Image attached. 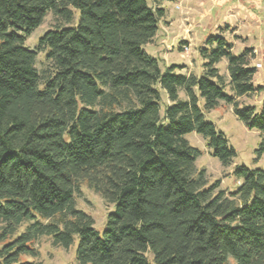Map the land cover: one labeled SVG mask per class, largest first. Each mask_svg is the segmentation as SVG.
<instances>
[{
  "label": "trees",
  "instance_id": "trees-1",
  "mask_svg": "<svg viewBox=\"0 0 264 264\" xmlns=\"http://www.w3.org/2000/svg\"><path fill=\"white\" fill-rule=\"evenodd\" d=\"M162 1L0 0V264H41L22 259L41 236L64 248L78 236L79 264H264V169L236 165L237 189H222L186 137L232 164L205 119L225 101L264 154V99L239 101L264 90L255 49L236 54L219 33L197 47L201 74L162 67L144 49ZM48 13L57 25L26 46ZM82 181L113 205L102 232L76 205Z\"/></svg>",
  "mask_w": 264,
  "mask_h": 264
},
{
  "label": "rangeland",
  "instance_id": "rangeland-1",
  "mask_svg": "<svg viewBox=\"0 0 264 264\" xmlns=\"http://www.w3.org/2000/svg\"><path fill=\"white\" fill-rule=\"evenodd\" d=\"M147 1L151 5L154 4V0ZM161 6L165 8L166 15L160 22V30L169 32L168 42L159 44V46L165 44L164 51L161 50L160 53L157 50V42H161L159 35L151 44L144 45V49L157 57L162 67L180 64L184 66L182 71L185 73L193 71L201 74L203 60L197 47L207 36L223 33L234 43L236 54L241 53L245 47L252 46L257 50L256 58L251 60V64L258 70L254 82L264 85V0H164ZM77 21L78 11L74 23ZM57 23L54 15L48 13L42 24L28 37L26 46L34 49L39 37L48 29L54 28ZM185 39L186 41H183ZM185 42L190 45L188 51L182 49ZM37 65L39 68L46 67L43 53L38 55ZM219 66L222 73L227 74L226 60H223ZM226 91L230 92L229 89ZM163 98L167 101L165 93ZM263 99L264 90L259 94L243 96L239 101L243 104H255L259 108ZM163 111L162 107V113ZM205 119L212 122L217 131L225 134L229 145L235 149L236 156L232 164L223 165L211 154L207 139L199 133L191 132L186 136L187 139L202 152L196 161V166L207 171L210 183L220 179L222 189L234 191L239 183L233 174L236 165L264 169V154L259 157L257 153L261 141L260 133L248 129L236 116L233 106L225 101H221L211 111H205ZM75 202L78 208L93 217L94 227L102 232L113 205L85 181L80 183ZM27 223L21 225L18 234ZM78 241V236H75L73 244L69 248H64L55 245L51 236H41L35 244L39 255L36 258L23 256L22 259L41 264H79L76 259Z\"/></svg>",
  "mask_w": 264,
  "mask_h": 264
},
{
  "label": "crops",
  "instance_id": "crops-1",
  "mask_svg": "<svg viewBox=\"0 0 264 264\" xmlns=\"http://www.w3.org/2000/svg\"><path fill=\"white\" fill-rule=\"evenodd\" d=\"M159 35H160V41L161 42H157V44H158V47H157V50L160 52V53H162L164 50V47H165V44H162V46H159V44H161V43H167L168 42V38H169V32H165L164 30H160L159 29V31H158V33H157V35H156V37L154 38V40H156L158 37H159ZM162 35V36H161ZM162 37V38H161ZM205 37V36H204ZM183 41H186V39L185 40H183ZM164 45V46H163ZM172 46H173V44H172ZM161 50H162V52H161ZM255 51H256V53H257V50L255 49ZM165 56H166V54H165ZM164 56V57H165ZM163 57V58H164Z\"/></svg>",
  "mask_w": 264,
  "mask_h": 264
},
{
  "label": "built area",
  "instance_id": "built-area-1",
  "mask_svg": "<svg viewBox=\"0 0 264 264\" xmlns=\"http://www.w3.org/2000/svg\"><path fill=\"white\" fill-rule=\"evenodd\" d=\"M189 46H190V45H189L187 42H185V43L183 44V47H182V48H183L184 51H188V50H189Z\"/></svg>",
  "mask_w": 264,
  "mask_h": 264
}]
</instances>
